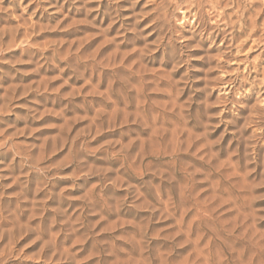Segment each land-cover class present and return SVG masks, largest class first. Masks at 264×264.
<instances>
[{"label": "rangeland", "instance_id": "374dc122", "mask_svg": "<svg viewBox=\"0 0 264 264\" xmlns=\"http://www.w3.org/2000/svg\"><path fill=\"white\" fill-rule=\"evenodd\" d=\"M216 19L0 0V264H264V33Z\"/></svg>", "mask_w": 264, "mask_h": 264}, {"label": "bare ground", "instance_id": "6f19581e", "mask_svg": "<svg viewBox=\"0 0 264 264\" xmlns=\"http://www.w3.org/2000/svg\"><path fill=\"white\" fill-rule=\"evenodd\" d=\"M209 5L217 13L216 20L223 21L224 33L230 31L231 41L238 44V49H244L251 39L264 33V0H209ZM185 7L184 19L193 11L191 6Z\"/></svg>", "mask_w": 264, "mask_h": 264}]
</instances>
